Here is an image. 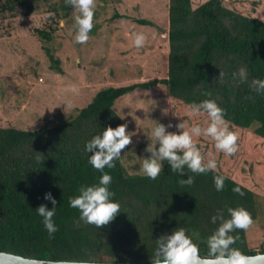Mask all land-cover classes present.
Listing matches in <instances>:
<instances>
[{
  "label": "trees",
  "instance_id": "1",
  "mask_svg": "<svg viewBox=\"0 0 264 264\" xmlns=\"http://www.w3.org/2000/svg\"><path fill=\"white\" fill-rule=\"evenodd\" d=\"M26 1L0 0V5ZM61 8L63 12L56 9L58 19L65 18L72 5ZM136 21L153 25L146 18ZM54 31L53 26L35 29L52 66L61 71L59 58L47 44ZM168 38L167 77L105 86L86 106L69 115L59 113L52 125L32 130L0 126V250L49 260L152 262L156 239L183 226L198 233L194 240L205 256L207 238L221 222L213 223L212 216L228 218V208L243 207L252 221L261 217L264 195L218 169L196 174L185 167L179 174L165 161L153 180L130 173L121 157L113 168H105L121 210L113 220L97 227L69 206V197L78 195L81 185L95 184L101 175L88 163L86 142L103 128L123 123L114 102L136 89L163 84L171 97L187 105L215 99L228 123L247 128L258 121L255 131L264 138V94H257L252 85L253 79H264V20L231 9L223 0H206L197 7L192 0H169ZM241 67L247 69L245 81L238 76ZM214 175L226 177L221 191L214 186ZM189 176L193 183H182ZM235 186L243 195L232 191ZM46 192L57 200V230L51 235L35 210L42 203L52 207ZM232 235L231 247L242 253L264 252V243L258 250L250 247L246 229Z\"/></svg>",
  "mask_w": 264,
  "mask_h": 264
},
{
  "label": "rangeland",
  "instance_id": "2",
  "mask_svg": "<svg viewBox=\"0 0 264 264\" xmlns=\"http://www.w3.org/2000/svg\"><path fill=\"white\" fill-rule=\"evenodd\" d=\"M206 0H192L197 7ZM93 28L88 40H75L77 10L58 19L56 9L68 0H27L23 4L0 5V126L37 129L52 125L59 113L67 115L90 103L108 85H125L168 75L169 0H94ZM242 14L264 20V0H223ZM116 14L128 17H116ZM58 19V22L52 20ZM146 18L153 25L139 24ZM55 27L47 44L59 58L61 71L54 68L36 34L37 27ZM163 29H166L164 32ZM142 31L146 41L135 47L134 32ZM75 86L76 92L71 91ZM66 100L69 103H66ZM127 130L134 132L131 143L121 150L130 173H143L142 161L152 142L151 129L157 122L172 123L169 131L183 121L203 124L206 114L193 116L189 105L170 96L163 84L128 92L114 102ZM255 121L242 128L229 123L237 134V151L231 155L215 148L211 137H195L205 159L214 158L217 169L264 195V138ZM144 174V173H143ZM250 247L264 243V213L246 228Z\"/></svg>",
  "mask_w": 264,
  "mask_h": 264
},
{
  "label": "clouds",
  "instance_id": "3",
  "mask_svg": "<svg viewBox=\"0 0 264 264\" xmlns=\"http://www.w3.org/2000/svg\"><path fill=\"white\" fill-rule=\"evenodd\" d=\"M68 3L77 10L75 23L77 32L75 40L77 43H85L88 34L93 28V16L95 10L94 0H68ZM134 45L142 48L146 41V35L142 31L133 33ZM224 74L219 73V77ZM237 73H233L236 77ZM239 79H247V69L241 67L238 72ZM252 85L257 94H264V79H253ZM72 92H76L75 86L71 87ZM206 95H211L206 93ZM66 103H69L66 100ZM189 113L193 116L201 114L207 115V120L201 123H192L188 126L180 121L175 125L178 131H169L173 127L172 123L165 125L157 122L151 129L152 142L146 146V151L150 153L142 161L143 173L150 179H156L163 169L166 161L173 172L184 174L187 167L191 172L207 174L209 171L215 172L217 161L214 158L205 159L204 154L198 147L195 137H211L215 141V148L221 152L231 155L237 151V134L230 129L225 118L223 109L215 99H204L199 102H192L189 105ZM134 132L127 130V123H121L116 127L111 125L86 142L85 152L90 153L88 163L100 171L101 175L95 184L81 185L79 194L69 197V206L77 209L80 219L97 227L108 224L121 211L120 204L114 199L115 193L111 190L112 176L105 168L111 169L115 166V161L122 155L121 150L131 143ZM193 177L189 176L182 183L192 184ZM223 175H214L213 183L217 191L224 188ZM233 192L243 195L239 186L232 189ZM46 200L51 201L52 207L40 204L35 208L37 214L42 217L44 228L49 235L57 230V225L53 220L56 214L57 200L51 192L44 194ZM228 218L223 216H212V222L217 219L221 222L218 227L207 238V255L201 256L199 246L194 237L198 233L178 226L170 233L160 235L156 239L155 258L152 264H253L254 261L264 260V253L256 256H248L238 248L231 247L235 242L232 233L236 229H246L251 223L250 213L243 207L228 208ZM10 255L0 253V256Z\"/></svg>",
  "mask_w": 264,
  "mask_h": 264
},
{
  "label": "water",
  "instance_id": "4",
  "mask_svg": "<svg viewBox=\"0 0 264 264\" xmlns=\"http://www.w3.org/2000/svg\"><path fill=\"white\" fill-rule=\"evenodd\" d=\"M165 32L166 29H163ZM0 253L10 255L0 256V264H152V262H134V261H114V262H96V261H77V260H49L42 258L29 257L8 251L0 250ZM264 253V252H258ZM256 254H246L248 256H256ZM253 264H264V260L254 261Z\"/></svg>",
  "mask_w": 264,
  "mask_h": 264
}]
</instances>
